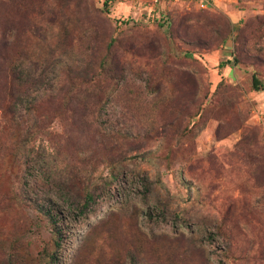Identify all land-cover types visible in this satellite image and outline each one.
<instances>
[{"label":"rangeland","instance_id":"374dc122","mask_svg":"<svg viewBox=\"0 0 264 264\" xmlns=\"http://www.w3.org/2000/svg\"><path fill=\"white\" fill-rule=\"evenodd\" d=\"M104 1L0 0V264H264V0Z\"/></svg>","mask_w":264,"mask_h":264},{"label":"built area","instance_id":"2783aa9c","mask_svg":"<svg viewBox=\"0 0 264 264\" xmlns=\"http://www.w3.org/2000/svg\"><path fill=\"white\" fill-rule=\"evenodd\" d=\"M169 1L175 2L178 0H169ZM187 1L192 3L194 6H196L200 10H207V9L215 8L216 6V3H215L216 0H187Z\"/></svg>","mask_w":264,"mask_h":264},{"label":"trees","instance_id":"16d2710c","mask_svg":"<svg viewBox=\"0 0 264 264\" xmlns=\"http://www.w3.org/2000/svg\"><path fill=\"white\" fill-rule=\"evenodd\" d=\"M104 5H106V0L104 1ZM253 85L256 86L257 82L255 80H253Z\"/></svg>","mask_w":264,"mask_h":264}]
</instances>
